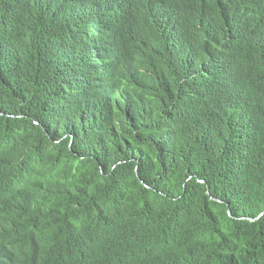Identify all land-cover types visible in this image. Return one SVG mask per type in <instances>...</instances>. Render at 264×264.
I'll use <instances>...</instances> for the list:
<instances>
[{
	"label": "trees",
	"instance_id": "1",
	"mask_svg": "<svg viewBox=\"0 0 264 264\" xmlns=\"http://www.w3.org/2000/svg\"><path fill=\"white\" fill-rule=\"evenodd\" d=\"M263 57L264 0H0V258L264 264Z\"/></svg>",
	"mask_w": 264,
	"mask_h": 264
},
{
	"label": "bare ground",
	"instance_id": "2",
	"mask_svg": "<svg viewBox=\"0 0 264 264\" xmlns=\"http://www.w3.org/2000/svg\"><path fill=\"white\" fill-rule=\"evenodd\" d=\"M5 194L0 193V208L3 206V197ZM28 211L31 217L30 224L38 229L55 226L57 224H66L73 215V209L67 203H59L54 205L51 202L47 207L40 210L30 209L28 202ZM253 220V219H251ZM0 264H11L8 260L0 258Z\"/></svg>",
	"mask_w": 264,
	"mask_h": 264
},
{
	"label": "clouds",
	"instance_id": "3",
	"mask_svg": "<svg viewBox=\"0 0 264 264\" xmlns=\"http://www.w3.org/2000/svg\"><path fill=\"white\" fill-rule=\"evenodd\" d=\"M241 39V37H239ZM258 81L262 87H264V57L261 60L259 71H258ZM9 225H12V222L9 219H4L0 216V228H7Z\"/></svg>",
	"mask_w": 264,
	"mask_h": 264
},
{
	"label": "water",
	"instance_id": "4",
	"mask_svg": "<svg viewBox=\"0 0 264 264\" xmlns=\"http://www.w3.org/2000/svg\"><path fill=\"white\" fill-rule=\"evenodd\" d=\"M120 32H121V30H116V31H113L112 34H109V35L110 36H114V39H118L119 38V35L117 33H120Z\"/></svg>",
	"mask_w": 264,
	"mask_h": 264
}]
</instances>
